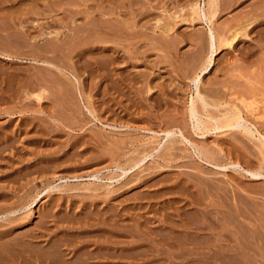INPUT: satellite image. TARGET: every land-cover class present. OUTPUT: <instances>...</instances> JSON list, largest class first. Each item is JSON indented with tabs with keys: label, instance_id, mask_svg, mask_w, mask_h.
I'll list each match as a JSON object with an SVG mask.
<instances>
[{
	"label": "rangeland",
	"instance_id": "rangeland-1",
	"mask_svg": "<svg viewBox=\"0 0 264 264\" xmlns=\"http://www.w3.org/2000/svg\"><path fill=\"white\" fill-rule=\"evenodd\" d=\"M121 1V16L107 0L0 3V254L264 264V177L248 173H264V0H219L216 10L208 0ZM116 15L138 23L122 32ZM86 20L102 30L84 36ZM241 24L246 35L233 40ZM111 26L122 33L108 42ZM233 118L239 125L225 127Z\"/></svg>",
	"mask_w": 264,
	"mask_h": 264
},
{
	"label": "bare ground",
	"instance_id": "bare-ground-1",
	"mask_svg": "<svg viewBox=\"0 0 264 264\" xmlns=\"http://www.w3.org/2000/svg\"><path fill=\"white\" fill-rule=\"evenodd\" d=\"M6 1L8 2V1H10V0H1L0 3L2 4V3H5ZM12 1H13V0H12ZM31 1H32V0H31ZM102 1H103V0H100V2H102ZM107 1H108V2H112V4H113V5L109 6V9H108V10H109V14H110V16L115 15V14H117L118 12H119V14H120V12H121V14H122V12H123L122 9L125 8L123 1L119 0V2H118V3L116 2V4L113 3V2H115V0H114V1H113V0H110V1L107 0ZM116 1H117V0H116ZM120 1H121V2H120ZM132 1H133V0H132ZM136 1H137V0H136ZM56 2H57V1H56ZM70 2H71V1H70ZM14 3H15V2H14ZM17 3H19V2H17ZM64 3H65V2H64ZM73 3H74V2H73ZM106 3H107V2H106ZM67 4H70V3L67 2ZM101 4H102V3H101ZM101 4H100V6H99L100 9H101ZM110 4H111V3H110ZM59 5H61V4H59ZM195 5H197V4H195ZM219 5H220V4H219V0H208V7H209L210 10H216V9H218V6H219ZM224 5H225V4H224ZM0 6H1V5H0ZM107 6H108V5H107ZM155 6H156V5H155ZM251 6H253V5H251ZM21 7H22V6H21ZM50 7H51V6H50ZM89 7H90V6H89ZM89 7H88L87 9H89ZM121 7H122V9H121V11H119V10H120L119 8H121ZM123 7H124V8H123ZM126 7H127V6H126ZM156 7H157V6H156ZM194 7H196V6H194ZM255 7H256V6H255ZM257 7H259V6H257ZM19 8H20V7H19ZM51 8H52V7H51ZM129 8H130V7H129ZM136 8H137V7H136ZM222 8H223V6H222ZM222 8H221V9H222ZM87 9H86V10H87ZM102 9H105V7L102 8ZM130 9H131V8H130ZM144 9H145V8H144ZM144 9H143V10H144ZM196 9H197V8H196ZM196 9H195L194 12L196 13V15H198L197 18L206 21V20L208 19L209 12H208V15H207V13H206L205 11H203L204 13H203V15H201V11H200V10L198 11V10H196ZM249 9H250V8H249ZM258 9H259V8H258ZM258 9H257V11H258ZM260 9H261V7H260ZM6 10H7V9H6ZM6 10H5V11H6ZM76 10H77V9H76ZM81 10H82V9H81ZM92 10L94 11L95 9L92 8ZM250 10H253V11H254V9H250ZM255 10H256V9H255ZM23 11H24V10H23ZM55 11H56V9H55V10H54V9H53V10H50V9H49V11H48L47 13H48V15L51 17L52 14H53ZM61 11H62V10H61ZM70 11H71V10H70ZM82 11H84V10H82ZM105 11H106V10H105ZM206 11H207V10H206ZM257 11H256V12H257ZM58 12H59V11H58ZM74 12H76V11H74ZM116 12H117V13H116ZM251 12H252V11H251ZM259 12H260V11H259ZM36 13H38V12L36 11ZM40 13H41V12H40ZM56 13H57V12H56ZM77 13H78V12H77ZM253 13H254V12H253ZM68 14H69V13H68ZM71 14H72V13H71ZM73 14H74V13H73ZM121 14H120V16H121ZM138 14H139V13H138ZM254 14H255V13H254ZM260 14H261V13H260ZM260 14H259V15H260ZM45 15H46V14H45ZM124 15H125V14H124ZM141 15H142V14H141ZM248 15H249V14H248ZM263 15H264V14H263ZM68 16L70 17L71 15L69 14ZM86 16H87V15H86ZM122 16H123V15H122ZM246 16H247V15H246ZM53 17H54V16H53ZM62 17H64V19H65V15H61V17L59 16V18H62ZM66 17H67V16H66ZM71 17H72V16H71ZM71 17H70V18H71ZM73 17H74V16H73ZM257 17H259V20L262 21L260 17L263 18V16H258V14H256V15H252L251 18H249V19H254V21L256 22ZM54 18H55V17H54ZM67 18H68V17H67ZM93 18H94V17H93ZM115 18H117L118 23H119V22L122 23L121 27H120V25L118 26L117 24H115L114 21H113V24H109V26H110V25H112V26L114 25V27L118 26V28H120V29L122 28V29H123V31L121 30L122 32H124L125 30H126V32H127V28L129 29V28H131V26H134V27H135L136 24L138 23V20L136 21V19H134L135 17H134L132 20L129 19L130 21H128V20H123V21H122V20L119 18V16H117V15L115 16ZM29 19H30V18H29ZM46 19H47V18H46ZM48 19H49V18H48ZM50 19L52 20V18H50ZM55 19H56V22H57V21H58L57 18H55ZM101 19H102V18H101ZM110 19H111V18H110ZM1 20H3V19H1ZM4 20H5V19H4ZM51 20H47V22H48V21L50 22ZM83 20H84V19H83ZM88 20H89V19H88ZM247 20H248V19H247ZM257 20H258V19H257ZM259 20H258V21H259ZM16 21H17V20H16ZM32 21H33V20H32ZM38 21H40V20H38ZM43 21H45V20H43ZM59 21H60V20H59ZM62 21H63V20H62ZM64 21L67 22L66 20H64ZM64 21H63L62 23H64ZM76 21H77V19H76ZM93 21H94V20H93ZM93 21L91 20V21H88V22H87V20H86V23H85V22H84V23H85L87 26H84L83 28H82V26L80 25L81 27H79V29L82 30L81 33H84L83 31H86V33H88L91 29H96V28H94V26H97V23H94ZM97 21H98V18H97ZM208 21H209V19H208ZM28 22H29V21H28ZM41 22H42V21H41ZM47 22H46V23L43 22V23H45V25H46ZM49 22H48V23H49ZM60 22H61V21H60ZM95 22H96V21H95ZM102 22H103L102 24L104 25V21H102ZM107 22H109V21H107ZM159 22H160V21H159ZM235 22H236V21H235ZM252 22H253V21H252ZM252 22H250V23H252ZM5 23H6V22H5ZM39 23H40V22H39ZM50 23H51V22H50ZM73 23H74V21H73ZM99 23H100V22H99ZM116 23H117V22H116ZM7 24H8V22H7ZM35 24H36V23H35ZM54 24H55V23H54ZM57 24H58V22H57ZM69 24H71V22H70ZM94 24H95V25H94ZM100 24H101V23H100ZM123 24H124V25H123ZM168 24H169V23H168ZM3 25H4V24H3ZM33 25H34V24H33ZM42 25H44V24H42ZM47 25H49V24H47ZM51 25H52V24H51ZM75 25H76V27L78 28V24H75ZM82 25H83V24H82ZM107 25H108V23H107ZM107 25H104V26H107ZM115 25H116V26H115ZM233 25H234V24H233ZM37 26H38V24H37ZM67 26H68V25H67ZM70 26H71V25H70ZM98 26H99V25H98ZM98 26H97V27H98ZM101 26H102V25L99 26L100 31L102 30V29H101ZM112 26H111V27H112ZM123 26H124V27H123ZM143 26H144V25H143ZM161 26H162V25H161ZM224 26H225V25H224ZM246 26H249V23H248V25H246ZM253 26H254V25H253ZM7 27H9V26L7 25ZM30 27H31V26H30ZM60 27H61V26H60ZM73 27H74V26H73ZM73 27H72V28H73ZM76 27H74V28H76ZM111 27H105V29H104L105 31H103V32L105 33V36H106V37H107V36H108V37H110V36L112 37V36H114V35H116V34L118 33V32L116 31V30H118V28H116V30H114V29H113L114 27H112V28H111ZM126 27H127V28H126ZM254 27H256V26H254ZM0 28H1V27H0ZM46 28H49V26H47ZM77 28H76V29H77ZM124 28H125V30H124ZM148 28H149V27H148ZM150 28H151V27H150ZM166 28L169 29V27H166ZM225 28H226V27H225ZM76 29H74V30L76 31ZM120 29H119V30H120ZM135 29H136V28H135ZM247 29H248L247 27H245L243 24H241L240 27H239V29L236 30L235 34L232 36V37H233L232 39L234 40V38H237V35H242V34L246 35V31H247ZM252 29H253V28H252ZM8 30H9V29H8ZM54 30H55V29H54ZM71 30H72V29H71ZM119 30H118V31H119ZM169 30H170V29H169ZM16 31H17V30H16ZM37 31H38V30H37ZM39 31H40V30H39ZM78 31H80V30H77L75 34H78V33H77ZM91 31H92V30H91ZM121 31H119V32H121ZM128 31H129V30H128ZM134 31L136 32V30H134ZM167 31H168V30H167ZM228 31H229V30H228ZM14 32H15V31H14ZM35 32H36V31H35ZM92 32H93V31H92ZM96 32L98 33L99 30H98V31H95L94 36L96 35ZM115 32H116V33H115ZM122 32H121V33H122ZM129 32H132V30L129 31ZM135 32H134V33H135ZM208 32H209V33H208V37H207V38H209V40L211 41L212 46H213V48H214V46L217 44V43H216V36H215V33L213 32V30H212L211 28L209 29ZM8 33H9V32H8ZM17 33H18V32H17ZM36 33H37V32H36ZM45 33H46V34H50V35L53 34V35H52V38H54V37L57 38V35H58V32H55V31H53V30L45 31ZM67 33H68V32H67ZM72 33H73V32H72ZM79 33H80V32H79ZM81 33H80V34H81ZM86 33H84V36H85ZM93 33H94V32H93ZM100 33H101V32H100ZM100 33H98V34H100ZM127 33H128V32H127ZM134 33H132V35H133ZM10 34H11V33H10ZM39 34H41V33H39ZM42 34H43V33H42ZM68 34H69V33H68ZM119 34H120V33H119ZM135 34H136V33H135ZM0 35H1V33H0ZM6 35H7V34H6ZM22 35H23V34H22ZM44 35H45V34H44ZM63 35H64V34H63ZM86 35H87V34H86ZM88 35H89V34H88ZM122 35H123V34H122ZM122 35H120V36H122ZM126 35H127V34H126ZM132 35H131V36H132ZM136 35H137V34H136ZM197 35H198V34H197ZM197 35H196V36H197ZM227 35H228V34H227ZM12 36H13V35H12ZM77 36H78V35H77ZM77 36H76V37H77ZM103 36H104V35H103ZM150 36H151V35H150ZM18 37H19V36H18ZM73 37H74V36H73ZM79 37H80V36H79ZM81 37H82V36H81ZM99 37H100V36H99ZM108 37H107V40H108ZM162 37H163V36H162ZM13 38H14V37H13ZM24 38H25V37H24ZM34 38H35V37H34ZM39 38H40V37H39ZM85 38H87V37H85ZM94 38H96V37H94ZM114 38H115V37H114ZM123 38H124V37H123ZM129 38H131V37L129 36ZM129 38H128V41H130ZM133 38H134V35H133ZM192 38H194V37H192ZM192 38H191V40H192ZM196 38H197V37H196ZM4 39H6V38H4ZM79 39H80V38H79ZM99 39H100V38H99ZM102 39H103V38H102ZM111 39H112V38H111ZM116 39H117V38H116ZM118 39L120 40V38H118ZM121 39H122V37H121ZM136 39H137V38H136ZM165 39H166V38H165ZM51 40H52V39H51ZM53 40H54V39H53ZM56 40H57V39H56ZM62 40H63V39H62ZM64 40H65V39H64ZM66 40H67V39H66ZM73 40H74V38H73ZM82 40H83V39H82ZM103 40H104V39H103ZM156 40H157V39H156ZM197 40H198V39H197ZM2 41H3V40H2ZM6 41H7V40H6ZM6 41H5V42H6ZM22 41H24V39H22ZM26 41H27V40H26ZM46 41H47V40H46ZM87 41H88V40H87ZM93 41H94V40H93ZM110 41H111V40H110ZM113 41H114V40H113ZM3 42H4V41H3ZM24 42H25V41H24ZM27 42H28V41H27ZM55 42L57 43V41H55ZM60 42H61V41H60ZM73 42H74V41H73ZM80 42H81V41H80ZM103 42H104V41H103ZM108 42H109V40H108ZM115 42H116V41H115ZM157 42H158V41H157ZM161 42H162V41H161ZM190 42H191V41H190ZM1 43H2V42H1ZM15 43H16V42H15ZM50 43H51V42H50ZM127 43H128V42H127ZM127 43H126V44H127ZM135 43H136V42H135ZM166 43H167V42H166ZM6 44H7V43H6ZM21 44H22V43H21ZM72 44H73V43H72ZM91 44H92V43H91ZM116 44L118 45V43H116ZM130 44H131V42H130ZM4 45H5V44H4ZM23 45H24V44H23ZM23 45H22V46H23ZM35 45H36V44H35ZM52 45H53V44H52ZM57 45H58V44H57ZM65 45H66V44H65ZM68 45H70V44H68ZM111 45H112V44H111ZM147 45H148V44H147ZM16 46H17V45H16ZM16 46H15V47H16ZM24 46H25V45H24ZM37 46H39V45H37ZM37 46H36V47H37ZM45 46H46V45H45ZM70 46H71V45H70ZM70 46H69V47H70ZM72 46H73V45H72ZM82 46H83V45H82ZM123 46H124V45H123ZM134 46H136V45H134ZM134 46H133V47H134ZM171 46H172V45H171ZM1 47H2V46H1ZM20 47H21V46H20ZM25 47H26V46H25ZM50 47H51V46H50ZM52 47H53V46H52ZM90 47H91V45H90ZM117 47H118V46H117ZM126 47H127V46H126ZM215 47H216V46H215ZM5 48H6V47H5ZM67 48H68V47H67ZM123 48H125V46H124ZM135 48H136V47H135ZM73 49H74V48H73ZM107 49H109V51L112 50V51H114V52L117 50V49H114V48H111V47H108ZM113 49H114V50H113ZM137 49H138V47H137ZM1 50H2V48H1ZM39 50H40V48H39ZM65 50H66V49H65ZM76 50H77V49H76ZM66 51H67V50H66ZM69 51H70V50H69ZM123 51H124V50H123ZM126 51H127V49H126ZM28 52H29V51H28ZM56 52H58V51H56ZM64 52H65V51H64ZM72 52H73V51H72ZM137 52H138V51H137ZM213 52H215V48L213 49ZM69 53H70V52H69ZM69 53H68V54H69ZM116 53H117V52H116ZM25 54H26V53H25ZM66 54H67V53H66ZM123 54H124V53H123ZM196 54H197V53H196ZM31 55H32V54H31ZM133 55H134V54H133ZM211 55H212V54H211ZM110 56H111V55H110ZM91 57H92V56H91ZM94 57H96V56H94ZM200 57H201V56H200ZM228 57H229V56H228ZM49 59H51V58H49ZM56 60H57V59H56ZM96 60H97V59H96ZM114 60H115V59H114ZM132 60H133V59H132ZM41 61H42V60H41ZM57 61H58V60H57ZM62 61H63V60H62ZM194 61H195V60H194ZM198 61H199V60H198ZM211 61H212V57L209 59V63H211ZM44 63H45V62H44ZM57 63H58V62H57ZM194 63H195V62H194ZM47 64H50V63H47ZM108 65H109V64H108ZM49 66H50V65H49ZM54 66H55V65H54ZM206 66H207V65H206ZM11 67H12V66H11ZM35 67H36V66H35ZM38 67H39V66H38ZM51 67H52V64H51ZM82 67H83V66H82ZM84 67H85V66H84ZM201 67H202V66H201ZM207 67H208V66H207ZM207 67H205V68L207 69ZM86 68H87V67H86ZM194 68H195V67H194ZM201 69H202V68H201ZM206 69H205V70H206ZM12 70H13V69H12ZM15 70H16V69H15ZM26 72H27V71H26ZM17 73H18V72H17ZM37 73H38V72H37ZM41 73H42V72H41ZM34 74H36V73H34ZM43 74H45V73H43ZM16 75H18V74H16ZM25 75H26V74H25ZM46 75H48V74H46ZM18 76H19V75H18ZM50 76H51V75H50ZM12 77H13V76H12ZM20 77H21V75H20ZM249 77H250V76H249ZM39 78H40V77H39ZM48 78H49V77H48ZM52 78H53V77H52ZM58 78H60V77H58ZM32 79H34V78H32ZM41 79H42V78H41ZM23 80H24V79H23ZM95 80H96V79H95ZM17 81H18V80H17ZM28 81H29V80H28ZM30 81H31V80H30ZM42 81H43V80H42ZM31 82H32V81H31ZM58 82H59V80H58ZM13 83H14V82H13ZM37 83H38V82H37ZM56 83H57V81H56ZM23 84H24V82H23ZM142 84H143V83H142ZM50 85H51V84H50ZM52 85H53V84H52ZM62 85H63V84H62ZM62 85H61V86H62ZM5 86H6V85H5ZM5 86H4V87H5ZM32 86H35V84L32 85ZM140 86H141V85H140ZM42 87H43V86H42ZM2 88H3V87H2ZM32 88H33V87H32ZM37 88H38V86H37ZM52 88H53V87H52ZM52 88H50V89H52ZM38 89H39V88H38ZM65 89H66V88H65ZM142 89H143V88H142ZM35 90H36V88H35ZM71 90H73V89H71ZM139 90H140V89H139ZM7 91H8V90H7ZM39 91H40V90H39ZM52 91H53V90H52ZM60 91H61V90H60ZM212 91H213V90H212ZM5 92H6V91H5ZM25 92H26V91H25ZM27 92H28V91H27ZM11 93H12V91H11ZM11 93H10V94H11ZM14 93H16V92H14ZM47 93H48V92H47ZM65 93H67V92L65 91ZM35 94H36V93H35ZM37 94H38L37 96L40 97V94H41V93H40V94L37 93ZM57 94H58V92H57ZM61 94H62V93H61ZM41 95H42V94H41ZM52 96H53V95H52ZM67 96H69V95H67ZM1 97H2V96H1ZM138 97H139V96H138ZM2 98H3V97H2ZM12 98H13V96H12ZM36 98H37V97H36ZM44 98H45V97H44ZM48 98H49V97H48ZM50 98H51V97H50ZM58 98H60V97H58ZM69 98H70V97H69ZM71 98H72V97H71ZM39 99H40V98H39ZM60 99H61V98H60ZM144 99H145V98H144ZM193 99H194V98L191 99L190 109L188 110V111L190 112V114H189L190 117H194V115L197 114V113H196L197 110L195 111V107H194L195 104L193 103ZM0 100H1V99H0ZM48 100H49V99H48ZM51 100H52V99H51ZM54 101H55V100H54ZM60 101H61V100H60ZM8 103H9V102H8ZM73 103H74V102H73ZM55 104H56V103H55ZM123 111H124V110H123ZM233 115H234V114H233ZM56 116H57V115H56ZM129 117H130V116H129ZM208 117H209V116H208ZM223 117H224V116H223ZM127 118H128V117H127ZM211 118H213V117H211ZM256 118H257V117H256ZM231 119H232V118H231ZM233 119H234V118H233ZM239 119H240V118H237V119H234V120H229V119H227L228 121H227L226 123L224 122V123H225L224 125H225V127H227V128H228V127H234L235 125L237 126V124L239 125V123H240V122L238 121ZM208 120H209V119H208ZM213 120H214V119H213ZM176 121H177V120H176ZM170 123H171V122H170ZM199 123H200V122H199ZM217 123H218V122H217ZM217 123H216V124H217ZM218 124H219V123H218ZM167 125H169V124H167ZM217 126H218V127H216V128H219V127H220V125H217ZM236 126H235V127H236ZM166 127H167V126H166ZM223 127H224V126H223ZM223 127H222V128H223ZM244 130H245V127H244ZM244 130H243V131H244ZM247 130H248V127L246 128V131H245V132H247V133L250 132L249 130H248V131H247ZM173 133H174V132H172V131H168V130H167V135H170V134H173ZM261 138H262V137H261ZM263 138H264V136H263ZM262 144H263V143H262ZM263 145H264V144H263ZM2 150H3V149H2ZM2 150H0V151H2ZM74 150H75V149H74ZM1 153H2V152H1ZM134 165H135V164H134ZM39 170H40V169H39ZM248 173H249L252 177H256V178H258V177H264V173H261V172H258V171H249V170H248ZM24 178H25V177H24ZM7 181H8V180H7ZM206 182H207V181H206ZM17 183H18V182H17ZM25 183H26V182H25ZM18 186H19V185H18ZM16 187H17V186H16ZM12 198H13V197H12ZM14 206H15V205H14ZM20 206H21V205H20ZM9 212H11V211H9ZM147 219H148V218H147ZM43 221H44V220H43ZM38 227H39V226H38ZM156 231H157V230H156ZM182 232H183V231H182ZM4 233H5V232H4ZM23 233H24V232H23ZM170 233H171V232H170ZM184 233H185V232H184ZM25 235H26V234H25ZM27 235H28V234H27ZM182 235H183V234H182ZM9 236H10V235H9ZM39 236H40V235H39ZM44 236H45V235H44ZM169 236H170V235H169ZM25 237H26V236H25ZM109 237H110V236H109ZM159 237H160V236H159ZM162 237H163V236H162ZM171 237H172V236H171ZM13 238H14V237H13ZM17 238H18V237H17ZM165 238H166V237H165ZM173 238H174V237H173ZM166 239H167V238H166ZM168 239H169V238H168ZM58 240H59V239H58ZM164 240H165V239H163L162 241H164ZM1 241H2V239H1ZM1 241H0V242H1ZM3 241H4V240H3ZM6 241H7V240H6ZM184 241H185V240H184ZM13 242H14V241H13ZM166 242H167V240H166ZM168 242H169V241H168ZM4 243H5V242H4ZM11 243H12V242H11ZM11 243H10V244H11ZM21 243H22V242H21ZM25 243H26V242H25ZM27 243H28V242H27ZM164 243H165V242H164ZM164 243H163V244H164ZM180 243H181V242H180ZM10 244H9V242H8V246H9ZM14 244H15V242H14ZM18 244H19V243H18ZM18 244H17V245H18ZM22 244L24 245V243H22ZM28 244H29V243H28ZM77 244H78V242H77ZM169 244H170V243H169ZM4 245H5V244H4ZM29 245H30V244H29ZM39 245H40V244H39ZM55 245H56V244H55ZM41 246H42V245H41ZM41 246H40V247H41ZM44 246H45V245H44ZM44 246H43V247H44ZM220 246H221V245H220ZM0 247H1V246H0ZM16 247H17V246H14V247H12V248L10 247L8 250L6 249V251H4V252H6V253H4V252L2 253L3 255H5V257L7 258V260H6L5 258H1V257H0V264H14V263L12 262V261H13L12 259H14V257H15L16 255H18L19 257L22 256V257H21V261H22V258L25 257V255H26V257H28V258L25 257L26 259H30V261H32L33 263L36 264V262L39 260L38 258H40V257L43 255V254L41 253V254H42L41 256L38 255L39 257H35L36 254H35V255L32 254V252H33V251H31L32 249H31L30 251H27V250L24 249L23 247H22V250H20L19 248H17L19 251H17V250L14 251ZM18 247H19V246H18ZM27 247H29V246H27ZM47 247H48V246H47ZM51 247H52V246H51ZM65 247H66V246H65ZM2 248H4V247H2ZM5 248H6V247H5ZM7 248H8V247H7ZM147 248H148V247H147ZM176 248H177V247H176ZM179 248H180V247H179ZM231 248H232V247H231ZM36 249H37V248H36ZM36 249H35V250H36ZM44 250H45V249H44ZM113 250H114V249H113ZM11 251H12V253H10ZM13 251H14V253H16L15 256L13 255V254H14ZM47 251H48V250H47ZM49 251H50V250H49ZM59 251H60V250H59ZM118 251H119V250H118ZM100 252H101V251H100ZM175 252H176V251H175ZM214 252H215V251H214ZM48 253H49V252H48ZM62 253H63V252H62ZM88 253H89V252H88ZM111 253H112V252H111ZM187 253H188V252H187ZM196 253H197V252H196ZM226 253H227V252H226ZM230 253H231V252H230ZM22 254H25V255H22ZM45 254H46V253H45ZM184 254H185V253H184ZM210 254H211V253H210ZM219 254H221V253H219ZM219 254L217 255V257L219 256ZM231 254H232V253H231ZM0 255H1V254H0ZM3 255H1V256H3ZM11 255H13V258L11 257ZM52 255H53V256L49 255L48 262H51V261H49V260H50V257H51V260H52V258L57 257L58 254H56V255H55V254H52ZM59 255H60V254H59ZM90 255H91V253H90ZM95 255H96V254H95ZM173 255H174V254H173ZM177 255H179V254H177ZM189 255H191V254H189ZM221 255H222V254H221ZM60 256H61V255H60ZM65 256H66V255H65ZM96 256H97V255H96ZM223 256H224V254H223ZM223 256H222V257H223ZM239 256H240V255H239ZM9 257H10V259H9ZM42 257H43V256H42ZM42 257H41V259H42ZM84 257H85V256H84ZM92 257H93V256H92ZM118 257H119V256H118ZM181 257H182V256H181ZM235 257H236V256H235ZM11 258H12V259H11ZM33 258H34V259H33ZM43 258H45V257H43ZM63 258H64V257H63ZM73 258H74V257H73ZM73 258H72V259H73ZM85 258H86V257H85ZM89 258H90V257H89ZM219 258H220V257H219ZM8 259H9V260H8ZM15 259H17V258L15 257ZM15 259H14V261H15ZM19 259H20V258H19ZM23 259H24V258H23ZM87 259H88V258H87ZM17 260H18V259H17ZM24 260H25V259H24ZM43 260H44V259H43ZM46 260H47V258H46L44 261H46ZM53 260H54V259H53ZM67 260H68V259H67ZM88 260H89V259H88ZM54 261H55V260H54ZM54 261H53L52 263H48V262H46V263H48V264H55ZM56 261H57V260H56ZM59 261H60V259H59ZM63 261H64V260H63ZM75 261H76V259H75ZM83 261H84V260H83ZM17 262H18V261H17ZM17 262H15V263L18 264L19 262H18V263H17ZM24 262H25V261H24ZM28 262H29V261H28ZM28 262H27V263H28ZM41 262H42V261H41ZM57 262H58V261H57ZM57 262H56V263H57ZM67 262H68V261H67ZM80 262L82 263V261H80ZM218 262H219V261H218ZM21 263H22V262H20L19 264H21ZM27 263H26V264H27ZM33 263H32V264H33ZM46 263H45V264H46ZM69 263H70V262H69ZM75 263H78V262H75ZM23 264H24V263H23ZM37 264H38V263H37ZM39 264H43V263H40V261H39ZM59 264H61V263H59ZM62 264H63V263H62Z\"/></svg>",
	"mask_w": 264,
	"mask_h": 264
}]
</instances>
